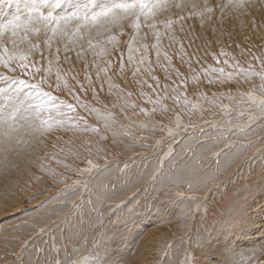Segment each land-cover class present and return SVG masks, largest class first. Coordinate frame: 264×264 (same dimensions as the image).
I'll return each instance as SVG.
<instances>
[{"label":"rangeland","instance_id":"obj_1","mask_svg":"<svg viewBox=\"0 0 264 264\" xmlns=\"http://www.w3.org/2000/svg\"><path fill=\"white\" fill-rule=\"evenodd\" d=\"M19 1L21 2L18 5L22 6L23 0ZM66 1L68 0H64L58 11L63 12L69 10L74 4L86 2V0H80L79 3L70 5L72 0L68 1L70 6H67ZM112 2L113 0H93V5ZM153 2L163 5L155 17L159 22L168 19L176 21L180 16L189 17L190 13L204 12L203 20L200 15H192L186 20L175 23L168 34L165 33L163 24H158V30L161 32L160 51L162 54L167 52L171 56V65L166 64L163 55L158 65L155 49L150 48L147 53L148 58L152 61V75L159 79L162 86H171L173 81H176L177 84L180 83V79L174 74L177 69L182 73V76L190 78L187 88L180 89L181 93L187 92L188 106L184 104L182 96L178 104L171 99H161L160 107L170 109V116L168 114L162 116L157 112L154 116L150 114L146 117L140 113V108L148 109L149 112L153 108V104L147 102L148 96L156 99L152 89L147 85L141 86L137 83V80L142 79L155 86L156 81L147 74L142 73L133 77L130 71H126L124 75L118 74L111 80L105 81L103 89H101L100 81L96 79V69L92 66L94 61L103 67L104 61L110 60L113 69H115L119 67L120 57L123 54L124 62L127 64V45L133 34L131 22L125 21L122 30L113 29L102 32L100 37H95L93 34L92 44L98 45L94 50L88 48V33H77L78 40L83 36L81 43L84 45L85 55L78 59L73 51L68 54L67 61L64 60L66 40L59 43L57 40H52L49 47L44 42L43 32L38 36L30 37L34 43H39L40 48L43 49L44 57L51 56V72L45 74L47 83L44 84L42 90L51 92L52 95L59 97L65 103L75 104L76 101L67 91V88H73L81 101L115 117L114 128L117 134L113 135L111 131H104L102 120L98 119L95 114L89 115L84 109L77 107L76 111L70 115L85 117L89 125L101 130L104 139L101 140L100 136L93 132L58 130L42 137L44 143L34 153L37 156H44L47 153L50 158L44 160L43 163L48 168L64 173L68 177L64 183H54L49 176L28 164L24 155H21L18 161L19 171H13L9 177L0 174V264H13L17 260L15 253L21 252L25 253L23 255L25 264H28L29 261L32 264H45V261L54 256L64 258L66 255L71 261H83L87 258L91 264V261L96 259L95 255H90L91 250L95 244H99L104 239V233L110 227L106 226L104 229H100V222L107 219L108 215L121 203L120 197L126 201L141 188L146 191L141 192L137 197L138 213L123 225L112 230V234L107 237L105 243L110 245L109 252L114 255L102 256V258H107L109 261L122 259L123 264H166L167 261H171V264H180L184 259V252L183 249H179L178 238L183 235L180 225L183 220L184 206L173 204L165 197L164 189L159 181L153 183V174L158 167L164 166L162 161L166 159V154L170 150L182 153L184 144L193 137L197 141L206 139L212 141V151L206 152L199 161L204 168H215L216 153L225 151L233 162L220 180L223 181L233 172L237 173L238 178L235 190L229 189L228 198L225 197L221 201V194L217 193L214 198L216 203L208 207L207 219L199 232L204 241V247L195 249L200 264H220L225 260L228 264H232L233 261L235 264H264V255L253 257V252L258 251L261 243H264V236H257V238L252 236L254 235L253 231L258 230L259 225L253 227L247 223L253 217L257 221H264V214L260 213L264 207V177L261 176V169H264V153L261 152V149L264 148V144L260 142V138H264V123L253 119L252 113L257 110L250 108V102L246 99H240V96H246L254 88L258 89L264 84V81L260 76L247 78L239 76L223 84H209L206 80L197 82L191 80L192 73L180 59L181 53L186 52L188 55L198 53L199 63L195 60L192 61V67L197 70V73H200L204 68H223L226 73L234 72L232 67L223 63L224 57H220L221 63L217 64L212 55H205V53L218 54L223 49L230 54V64H236L238 61L240 68L248 70L249 57L245 50L250 44L256 45L253 51L258 55L264 53V0H251L253 6L244 11L226 8L223 12L217 5L227 3L228 0H190V2L189 0H153ZM205 3L212 7V13L209 14L204 10ZM176 4H179L180 7H175ZM11 5L14 4H8L9 7ZM193 5L196 7L193 8ZM16 9L17 7L13 6L9 11L8 8L3 11L0 9V22L10 18ZM4 12L6 13L4 14ZM141 19L143 20V18ZM181 25H183V31H181ZM69 26L72 27V22L69 23ZM172 33L177 37V43L170 42L168 36ZM188 33H191V36H188ZM113 36L115 42H110V38ZM140 37L143 38H138L134 47H140L143 44L151 45L155 42L154 32L147 27L140 29ZM245 37L249 39L246 40ZM189 40L192 42L189 43ZM181 43L184 46L183 49L180 48ZM9 47L11 46L9 45ZM57 48H60L59 61L55 58ZM79 48L80 45L77 44L75 49L79 50ZM101 48H106L109 54L95 56L94 52H99ZM141 52H143L142 47H140V52L135 53V56L138 58ZM30 60L40 61L38 67L49 66L48 59H42L39 50L35 51ZM85 60L88 62L87 74L91 76V81L85 79ZM251 63L253 64L252 71L258 73L262 71L256 61H251ZM166 67L169 70L167 79L165 78ZM0 73L8 77L29 79L19 71L10 72L2 66H0ZM58 73L60 80L59 87H56ZM109 75H112L111 71ZM218 75V73H209L210 77ZM124 76H127V79ZM101 80H104L103 72ZM89 83L96 90L95 99H93L92 90L88 88ZM80 84H84L88 90L81 91ZM6 87V82L0 79V89ZM141 91H143L144 97H141ZM157 91L160 92L161 97H165L160 89ZM169 92H171V87H169ZM213 94H216L215 100H212ZM254 94L259 96L258 91ZM172 95L178 94L172 93ZM23 99L22 97L21 102ZM0 103V113L10 106L6 95H0ZM7 104L8 106H6ZM192 104L198 105L195 114L191 108ZM220 104L228 106V112L231 114L222 112L218 107ZM200 107L204 108L203 113L200 112ZM181 110L184 115L180 122L184 127L176 129V114ZM48 115L49 113H44L45 117ZM51 115L55 117L56 112L53 111ZM219 117L224 118L223 123L220 122ZM145 119H154L158 125L163 126V131L160 127L141 130ZM168 119L172 120L171 124L168 123ZM168 128H173L176 131L174 139L168 136ZM250 140L254 142V147L249 146ZM225 141H227V146ZM88 146H98L101 152L96 163L110 164L111 169L108 173L101 172L93 180L91 194L78 192L76 196L64 200L65 193L60 190L65 187V184H72L78 179L76 172L65 170V165L80 169L88 166L87 159H77L68 154L69 150H78L81 156L86 157ZM61 147L65 149L63 154L60 152ZM223 159L224 157H220L221 162ZM185 160L188 163L192 162L191 157H185ZM125 163H127L126 168ZM32 174L41 177L39 182L29 179ZM87 178V174H85L84 179ZM9 180L18 182L21 186H30V198H26L27 191L18 192L13 187L12 194L6 204L5 185ZM126 181L131 183L124 187ZM211 188L212 185H209L204 193L186 192L184 195L203 197ZM97 190L107 191L109 194L115 190V196L97 202ZM174 191L175 189H173ZM154 197H158V199ZM45 201L46 203H43L42 207L33 210L34 206ZM77 202H80L81 206L74 209L73 204ZM235 204L243 205L246 213L245 219L238 225L223 229L224 218L230 207ZM61 205L67 206L61 207ZM192 207L195 208V205ZM85 208L88 212L87 217L83 214ZM69 213H71L70 216ZM66 216L68 222L63 223ZM89 218L96 220L95 226H88ZM81 224L84 227H80ZM70 226L73 233L72 242L65 244L63 236L68 234ZM41 229L44 231L42 232ZM191 235L195 238L197 235L195 229Z\"/></svg>","mask_w":264,"mask_h":264},{"label":"snow or ice","instance_id":"obj_2","mask_svg":"<svg viewBox=\"0 0 264 264\" xmlns=\"http://www.w3.org/2000/svg\"><path fill=\"white\" fill-rule=\"evenodd\" d=\"M11 3V0H7ZM64 0H23L22 6L18 5L15 13L10 17L6 18L5 21L0 22V66L10 72L19 71L22 75L28 76L29 79H18L16 77H8L0 73V79L4 80L7 84L6 88L0 89V95H6L10 101V106L5 110V112L0 113V174L5 177H9L13 171H19V158L24 155L27 158L28 164L36 167L38 171L42 174L49 176L54 183H64L66 177L64 173L57 172L51 168L46 167L43 163L44 160L50 157L45 153L44 156L34 155L35 152L39 150V146L44 143L42 137H46L53 131L65 130V131H82V132H93L100 136L101 140L104 136L101 130L92 127L88 124L85 117L76 115L71 116L77 107L84 109L89 115L95 114L98 119L103 121L104 131H111L113 135L115 132V117L111 114L102 112L99 109L90 107L86 102L81 101L79 95L76 94L73 88H67V91L72 95L73 99L76 101L73 103H65L59 97L52 95L51 92L43 91L42 88L45 83H47V76L45 74L51 72V56L44 57L43 49L40 48L38 42H33L30 37L33 35H39L41 32L44 33L45 44L51 45L52 40H57L58 43L66 40L65 44V57L64 60L69 59V53L75 51L76 57L79 59L85 55V49L83 43V36L78 40L77 33L87 32L89 35L88 48L93 49L97 46L92 44L93 34L95 37H100L102 32L111 31L113 29H121L124 26L125 21L131 22V27L133 28V34L127 45L128 57L127 64L124 62L123 54L120 57L119 67L113 69L110 60L104 61L103 67H100L95 61L93 62V67L96 69V79L101 83V89H103V84L107 80H111L115 75H124L126 71H130L133 77H137L138 74H147L152 80L156 81L155 86L148 84L147 80H137V83L147 85L148 88L152 89L153 95L147 97V102L153 104V108L150 110L145 108H140V113L146 117L150 114L154 116L159 112L162 116L168 114L170 116L171 110L167 108L160 107L161 99L167 98L173 100L174 103L178 104L180 102V97L184 99V104L188 106L187 92H180V89H186L189 82L188 76H182V73L177 69L175 70V76L180 79V83L177 84L173 81L172 85H161L159 79L152 75V61L148 58L147 53L149 49H155L156 63L160 64L161 56L163 55V60L166 64L171 65V56L160 51L161 47V32L158 30V24L162 23L165 33L168 34L175 23L178 21H183L190 18L192 15H200L203 20L204 12L197 11L190 13L189 17L180 16L176 21L172 19L165 20L163 22L156 21L155 17L163 5L154 3L153 0H113L112 3H105L100 5H93V0H86L79 4H74L69 10L60 12L58 9L61 8ZM175 7H180L179 4L174 5ZM251 0H228L227 3H221L217 7L223 12L224 9L244 11L249 7H252ZM196 6L193 5V8ZM207 13H212L213 9L207 3L203 6ZM143 18V20L141 19ZM210 18V17H209ZM72 22V27L69 23ZM142 27H147L150 31L154 32L155 42L151 45L143 44L140 47L143 48V52L137 58L135 53L140 52V47H134L137 39H142L140 37V29ZM256 26L254 25V28ZM183 25H181V31H183ZM147 34L145 33V36ZM191 36V33H188ZM171 43H177V37L174 33L168 36ZM245 39H249L245 37ZM110 42H115V37L110 38ZM192 41L189 40V43ZM79 44V50L75 49V46ZM9 45L11 47H9ZM115 47V43L113 44ZM183 44H180V48L183 49ZM239 47V45H237ZM256 47L255 44H250V46L245 50L249 57L248 70H244L239 67V62L236 64H230L229 53L225 52L223 49L220 50L218 54L216 53H205V55H212L216 63H221L220 57H224L223 63L229 65L234 69V72L226 73L223 68H204L200 73L192 67V61L195 60L199 63L198 53L193 55H188L186 52L180 54V59L185 63L192 73L191 80L201 82L206 80L207 83H220L223 84L226 81H230L236 77L243 76L254 77L260 76L261 80L264 81V53L258 55L253 49ZM39 50L42 59H48V67H38L37 65L40 61L30 60V57L35 54V51ZM60 48L56 49L55 58L59 61ZM109 54L106 48H101L99 52H94V55L107 56ZM242 54H244L242 52ZM187 57V59H185ZM251 61H256L261 72L252 71L253 64ZM85 64V79L91 81V76L88 75V62L84 61ZM132 67L129 68L128 66ZM145 67H141V66ZM112 75H109V72ZM104 74V80H101V73ZM166 79L169 78V70L166 67ZM218 73V76L210 77L209 73ZM39 74V76H38ZM75 79V77H73ZM127 79V76H124ZM60 75L57 74V84L59 87ZM38 81V82H34ZM51 87V85H49ZM111 87V86H110ZM169 87H171V92H169ZM88 88L92 90L93 99L96 98V90L89 83ZM160 89L165 94V97L160 96ZM81 91H87L84 84H80ZM259 92V96L255 95V92ZM176 93L178 95H172ZM141 97H144L143 91L140 93ZM23 102H21V98ZM216 94H213L212 100H215ZM240 99H246L250 102L249 107L254 108L257 111L252 113L253 119H258L260 123H264V84H262L258 89L254 88L252 92H249L246 96H240ZM211 102V101H209ZM235 103V101H232ZM197 104H192L193 114L197 109ZM219 109L226 114H231L228 112V106L220 104ZM67 111H64V110ZM200 112L203 113L205 110L203 107L199 108ZM55 111L56 116L53 117L51 113ZM44 113H49L47 117ZM184 112L181 110L176 114L175 125L176 129L183 128L184 125L181 124V117ZM220 122H224L223 117H219ZM168 123L171 124L172 120L168 119ZM160 127L163 131V126L158 125L157 122L152 119H145L143 125H141V130L144 128H155ZM167 134L172 139L175 138L176 131L173 128L167 129ZM260 142L264 144V138H260ZM212 141L203 140L197 141L195 137L184 144V151L182 153H176L174 150H170L166 154V159L162 161L161 167H158L153 174V183L159 181L164 189V195L168 200H171L173 204L183 205L180 231L183 233L179 237V249H183L184 259L180 264H200L198 254L195 251L196 248L203 249L204 241L199 235L200 228L203 227L205 220L208 216V207L214 203L215 196L217 193L221 194V201L225 197L228 198L229 189L235 190V185L238 183L237 173L233 172L226 176L223 181L220 180L222 176L231 167L232 160L229 159V155L225 151L216 153V165L215 168H204L200 164V158L206 152L212 151L211 148ZM227 146V141H225ZM249 146L254 147L255 144L251 140L249 141ZM45 147H47L45 145ZM55 147V145H53ZM83 147V145H82ZM87 156L83 157L80 155L78 150H69V155L75 156L77 159H87L88 166L84 169L78 167H69L65 165L66 171H74L78 175V179L72 184H65V187L60 191L65 193L63 196L64 200L70 199L71 196H76L78 192H92V182L100 175L101 172L108 173L111 169L110 164L100 165L96 163L99 160V153L101 149L98 146H88L86 148ZM61 154L65 152V149L61 147ZM264 153V148L261 149ZM105 154H107L105 152ZM185 157H191L192 162L188 163ZM220 157H224L223 162H221ZM176 161H179L178 163ZM127 163H125V168ZM85 174H87V179H84ZM126 175V174H125ZM261 176L264 177V169H261ZM41 177H36L35 174L29 177L30 180H35L39 182ZM219 181V182H218ZM131 182L126 181L124 187L129 186ZM212 185L210 191H208L203 197L199 195L185 196L184 193H204L206 189ZM15 187L18 192H28L26 198H30L31 189L30 186H21L18 182H13L11 180L5 185V203L7 204L8 199L11 196V189ZM173 189L175 191L173 192ZM223 189V192L221 190ZM146 191L145 189H138L132 197L125 199L120 197L121 203L116 206V208L108 215L107 219L103 220L99 224L100 229H104L106 226H110L108 231L104 233V239L100 241L99 244H95V247L91 250L90 255H95L96 259L91 261V264H123V260H112L109 261L106 257L108 255H114V253L109 252L110 245L105 243L107 237L112 234L117 226L123 225L130 218L136 215L139 211L137 197L141 192ZM155 191V189H154ZM115 196V190L109 192H100L97 190V202L102 199H111ZM158 199V197H154ZM135 202V203H134ZM42 202L38 206H34L33 210L38 207L43 206ZM195 205V208L192 207ZM67 205H61V207H66ZM81 206L80 202L74 203L73 208H79ZM127 209V211H125ZM84 216H88L87 208L84 209ZM69 216L71 213L68 214ZM246 213L242 204H235L230 207L227 216L224 218L222 228L228 229L235 225L240 224L245 219ZM115 217V219H113ZM98 219V218H97ZM67 216L63 223H67ZM95 219H88V226H95ZM80 227H84L83 224ZM193 229L196 230L197 235L195 238L192 237L191 233ZM43 232L44 229H41ZM71 226L67 235L63 236L65 244H70L72 242ZM114 243V241H113ZM55 244V242H54ZM186 245V246H185ZM178 249V251H179ZM25 253H15L17 260L13 264H25L23 255ZM227 255V254H226ZM257 255H264V243H261L259 250L253 252V257ZM28 264H32L31 261ZM45 264H90L89 260L86 258L83 261H71L67 255L64 258L52 257L50 260L45 261ZM166 264H171V261H167ZM220 264H228L227 260L220 262ZM235 264V261L232 262Z\"/></svg>","mask_w":264,"mask_h":264},{"label":"bare ground","instance_id":"obj_3","mask_svg":"<svg viewBox=\"0 0 264 264\" xmlns=\"http://www.w3.org/2000/svg\"><path fill=\"white\" fill-rule=\"evenodd\" d=\"M4 1V2H3ZM68 1H72V0H68ZM68 1H66L65 2V4L67 5L68 4ZM76 0H73L71 3H70V5H72V4H74V3H79L80 2V0L79 1H76ZM19 2H21V1H19V0H12L11 1V3H8L7 2V0H0V9L3 11V9H5V8H8V11L10 10V8H11V6H13V7H17V5L19 4ZM83 2V1H82ZM96 2V1H95ZM189 2H190V0H189ZM8 4H14V5H11L10 7L8 6ZM69 4L67 5V6H70ZM11 11H12V9H11ZM1 12V11H0ZM6 12H4V14H5ZM2 14V13H1ZM3 22V21H2ZM1 104V103H0ZM5 105V104H4ZM6 106H8V104L6 105ZM7 108V107H6ZM4 109H5V106H4ZM0 110H1V108H0ZM4 111V110H3ZM5 112V111H4ZM259 213V212H258ZM261 214H264V207L262 208V210H261V212H260ZM253 216H255V215H253ZM247 223H249L250 225H253V227L254 226H257V225H259V227H258V230L256 229L255 231H253V234L254 235H252V236H255L256 238H257V236H264V221H257V219L255 218V217H253V218H251ZM249 225V226H250ZM240 238V237H239ZM242 241V240H241ZM245 241V240H244ZM249 241V240H248Z\"/></svg>","mask_w":264,"mask_h":264}]
</instances>
